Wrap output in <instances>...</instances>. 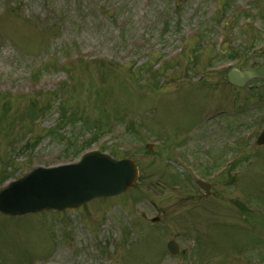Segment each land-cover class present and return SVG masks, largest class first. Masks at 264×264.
<instances>
[{
  "label": "rangeland",
  "instance_id": "obj_1",
  "mask_svg": "<svg viewBox=\"0 0 264 264\" xmlns=\"http://www.w3.org/2000/svg\"><path fill=\"white\" fill-rule=\"evenodd\" d=\"M263 50L264 0H0V189L84 150L141 173L79 209L0 214V264H264V81L225 72Z\"/></svg>",
  "mask_w": 264,
  "mask_h": 264
},
{
  "label": "water",
  "instance_id": "obj_2",
  "mask_svg": "<svg viewBox=\"0 0 264 264\" xmlns=\"http://www.w3.org/2000/svg\"><path fill=\"white\" fill-rule=\"evenodd\" d=\"M227 76L232 85L243 87L254 78L264 79V65L256 70L233 69ZM258 144H264V131ZM138 177V168L132 160H116L105 153L90 152L79 162L53 168L37 167L10 183L0 190V212L15 216L78 208L93 199L115 196L135 187ZM199 185L208 192L205 184ZM168 248L171 253H178L174 241Z\"/></svg>",
  "mask_w": 264,
  "mask_h": 264
}]
</instances>
